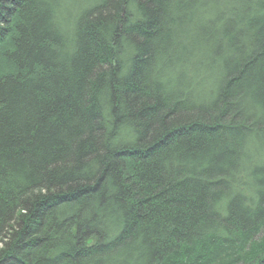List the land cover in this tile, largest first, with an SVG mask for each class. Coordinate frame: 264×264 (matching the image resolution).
Instances as JSON below:
<instances>
[{
	"label": "trees",
	"instance_id": "obj_1",
	"mask_svg": "<svg viewBox=\"0 0 264 264\" xmlns=\"http://www.w3.org/2000/svg\"><path fill=\"white\" fill-rule=\"evenodd\" d=\"M263 135L264 0H0V264H264Z\"/></svg>",
	"mask_w": 264,
	"mask_h": 264
},
{
	"label": "rangeland",
	"instance_id": "obj_2",
	"mask_svg": "<svg viewBox=\"0 0 264 264\" xmlns=\"http://www.w3.org/2000/svg\"><path fill=\"white\" fill-rule=\"evenodd\" d=\"M70 4V3H69ZM62 16L61 17H63V14H61ZM191 54H192V52H190ZM203 53V54H202ZM197 55H205V56H207L208 54L205 52L204 53V50L202 51V49L200 50L199 49V52H197ZM189 56H192V55H188V54H184V55H182L181 57L182 58H184V60L187 62H190L192 59H191V57H189ZM194 56H196V55H194ZM208 57V56H207ZM195 58V60H196V58H198L199 59V57H194ZM178 61V60H177ZM193 61L194 60H192L191 61V63H190V65L189 66H192L193 65ZM177 63V62H176ZM203 66V65H202ZM182 70V68H180L178 71L180 72ZM183 73V72H182ZM200 73V72H199ZM203 75H204V78L206 79V81H209V79H208V74L206 75L205 73H203ZM185 76H186V78L187 79H192V78H189V77H191V76H189V74H188V72H186V74H185ZM194 82V84H196V81L194 80L193 81ZM187 88V87H186ZM192 89H194V88H192ZM194 91H195V89H194ZM206 92H207V88H206V83H202V85H201V90L198 88V90L196 89V96H199V94L200 95H203L204 93L206 94ZM203 99L204 100H206L207 101V99H206V97L204 96L203 97ZM240 130H243V128H241ZM234 136H236V137H240V141H244L243 139H241V134L239 135V134H234ZM257 139H255V140H253V142H255L256 144H257V146L252 150L253 152L255 151V152H258V153H256V155H259L260 156V154H261V150H264V135L262 136V140H260V142H258V141H256ZM246 141V140H245ZM252 141V140H251ZM259 143H261V144H259ZM260 146H262L261 148H260ZM254 156V155H253ZM260 166H264V163L263 164H261ZM259 166V167H260ZM263 232H264V228H263V230H262ZM261 233V234H260ZM259 234H257V235H255V237L253 238V239H257L256 241L258 242L260 239H261V241H260V243L261 242H263V234H262V232H260ZM235 247H233L232 245H231V247L229 246L228 247V250L227 251H230V252H232V249H234Z\"/></svg>",
	"mask_w": 264,
	"mask_h": 264
}]
</instances>
